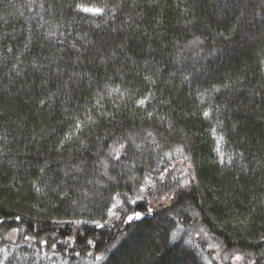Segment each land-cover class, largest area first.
I'll return each mask as SVG.
<instances>
[{"label": "trees", "instance_id": "trees-1", "mask_svg": "<svg viewBox=\"0 0 264 264\" xmlns=\"http://www.w3.org/2000/svg\"><path fill=\"white\" fill-rule=\"evenodd\" d=\"M196 225L264 264V0H0V264H205Z\"/></svg>", "mask_w": 264, "mask_h": 264}, {"label": "rangeland", "instance_id": "rangeland-1", "mask_svg": "<svg viewBox=\"0 0 264 264\" xmlns=\"http://www.w3.org/2000/svg\"><path fill=\"white\" fill-rule=\"evenodd\" d=\"M179 171L183 175V181L185 182L187 178H189V165L182 160L179 161ZM186 239L190 240L192 244H194L198 250L201 252L202 257L205 261V264H241L242 263V256L234 253V252H227L222 249V247L214 240V238L202 227L199 226H191L187 228ZM27 246L34 247V253L32 254L36 260L40 261V264H43L42 261L48 264H66L64 260L60 257L55 255L54 253L48 252L47 254L44 253L43 245L37 247V245L32 244L31 242L26 243ZM41 244V243H40ZM11 252V250H10ZM9 252H2L0 254V261L3 262L5 260L6 255ZM25 257V256H24ZM101 259L100 254H96L92 259H82L78 260L74 264H98L99 260ZM38 264L39 262H34Z\"/></svg>", "mask_w": 264, "mask_h": 264}, {"label": "water", "instance_id": "water-1", "mask_svg": "<svg viewBox=\"0 0 264 264\" xmlns=\"http://www.w3.org/2000/svg\"><path fill=\"white\" fill-rule=\"evenodd\" d=\"M143 217V214L141 213H135V214H130L126 219L125 222H129L132 219H134L135 221L140 220ZM131 218V219H130Z\"/></svg>", "mask_w": 264, "mask_h": 264}, {"label": "bare ground", "instance_id": "bare-ground-1", "mask_svg": "<svg viewBox=\"0 0 264 264\" xmlns=\"http://www.w3.org/2000/svg\"><path fill=\"white\" fill-rule=\"evenodd\" d=\"M173 236H174V237H177V234L175 233V234H173Z\"/></svg>", "mask_w": 264, "mask_h": 264}, {"label": "snow or ice", "instance_id": "snow-or-ice-1", "mask_svg": "<svg viewBox=\"0 0 264 264\" xmlns=\"http://www.w3.org/2000/svg\"><path fill=\"white\" fill-rule=\"evenodd\" d=\"M131 219V218H130Z\"/></svg>", "mask_w": 264, "mask_h": 264}]
</instances>
